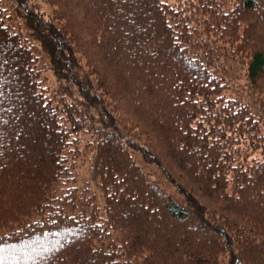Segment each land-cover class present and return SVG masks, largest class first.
I'll return each mask as SVG.
<instances>
[{
	"label": "trees",
	"instance_id": "1",
	"mask_svg": "<svg viewBox=\"0 0 264 264\" xmlns=\"http://www.w3.org/2000/svg\"><path fill=\"white\" fill-rule=\"evenodd\" d=\"M45 1L0 0V264H264V0Z\"/></svg>",
	"mask_w": 264,
	"mask_h": 264
},
{
	"label": "rangeland",
	"instance_id": "2",
	"mask_svg": "<svg viewBox=\"0 0 264 264\" xmlns=\"http://www.w3.org/2000/svg\"><path fill=\"white\" fill-rule=\"evenodd\" d=\"M31 1H33L34 3H37L40 6V8L45 11L46 14H49L51 12L50 11L51 7H50V5L45 0H31ZM16 94L19 95V93H16ZM4 106L5 105H3V107ZM13 109H16V108L15 107H12V111H13ZM82 168H81V170H82Z\"/></svg>",
	"mask_w": 264,
	"mask_h": 264
},
{
	"label": "snow or ice",
	"instance_id": "3",
	"mask_svg": "<svg viewBox=\"0 0 264 264\" xmlns=\"http://www.w3.org/2000/svg\"><path fill=\"white\" fill-rule=\"evenodd\" d=\"M0 252H2V249H0ZM0 260H2V257H0Z\"/></svg>",
	"mask_w": 264,
	"mask_h": 264
}]
</instances>
